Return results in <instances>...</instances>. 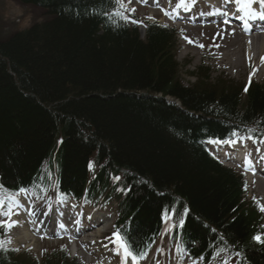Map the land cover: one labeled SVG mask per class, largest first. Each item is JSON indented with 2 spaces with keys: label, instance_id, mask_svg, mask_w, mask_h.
I'll list each match as a JSON object with an SVG mask.
<instances>
[{
  "label": "trees",
  "instance_id": "obj_1",
  "mask_svg": "<svg viewBox=\"0 0 264 264\" xmlns=\"http://www.w3.org/2000/svg\"><path fill=\"white\" fill-rule=\"evenodd\" d=\"M12 1L41 12L0 39V193L33 186L50 195L56 182L58 193L79 195L88 182V198L115 194V226L134 252L169 216L203 260L230 247L235 264H264V243L253 240L264 239L259 207L243 195L242 175L203 143L236 128L264 135V82H211L201 66L185 85L179 30L127 4L125 22L106 15L113 0ZM4 232L0 264H82L65 245L41 260L18 255Z\"/></svg>",
  "mask_w": 264,
  "mask_h": 264
},
{
  "label": "rangeland",
  "instance_id": "obj_2",
  "mask_svg": "<svg viewBox=\"0 0 264 264\" xmlns=\"http://www.w3.org/2000/svg\"><path fill=\"white\" fill-rule=\"evenodd\" d=\"M125 3L133 7L135 12L140 15L148 13L152 17H156L159 20L165 19L164 9L160 7L149 6L145 0H125ZM40 10L29 6L19 5L12 0H0V39L7 37L15 30H20L28 27L34 20L39 18ZM200 14V12H198ZM179 25L178 21L176 22ZM183 34L177 38V61H179V75L180 79L185 83H190L195 80V76L192 73H196L198 68L203 66L208 68L211 76V82L216 81L218 78L224 80H232L233 82L245 84L248 81L264 82V63L254 62L252 55L254 51L249 48L248 60L245 59V55L242 57L239 64L230 66L228 61L231 59L230 55L223 57V53L227 52L224 46H229L234 35H239V29H237L233 22H215L205 23L200 22L184 23L181 27ZM232 31L234 33L232 34ZM256 32L254 35H259ZM187 38V39H186ZM239 41L240 53L244 54V47L242 45L246 41V36L241 35ZM192 41L189 43L188 41ZM199 45H204L203 48ZM215 45H219L216 47ZM250 183V198L257 199L261 207H264V188L259 189L258 184ZM91 206H86V211H89ZM95 209H92L93 212ZM264 212V211H263ZM169 222H171L169 220ZM89 234V233H88ZM12 245L17 246L16 241H10ZM51 242L39 243L38 247L42 245H49ZM19 246V245H18ZM99 243L83 245L80 250L85 257L101 264L107 258L102 257V249ZM36 248L34 252L36 256L40 258L41 252L39 248ZM84 255H81L85 260ZM180 261V256H175ZM174 260V259H172ZM108 264H117L115 260H107Z\"/></svg>",
  "mask_w": 264,
  "mask_h": 264
},
{
  "label": "bare ground",
  "instance_id": "obj_3",
  "mask_svg": "<svg viewBox=\"0 0 264 264\" xmlns=\"http://www.w3.org/2000/svg\"><path fill=\"white\" fill-rule=\"evenodd\" d=\"M220 1V0H216ZM231 5L233 9H240L242 12H249L248 14H252L254 10L264 9V0H250V6L247 8H242L241 5L236 3V0H225L223 4L224 7ZM184 11V10H183ZM214 11V10H213ZM223 18V17H221ZM241 40L239 35H235L232 38V41L229 46H224L227 52L223 53V57L226 58V55H230L231 59L228 61L230 66H235L239 64L242 57L245 55V59L248 60V46L255 50L254 55H252V59L254 62H261L262 57H264V35H261L257 38L251 37L245 44L242 45V49L244 47V54L240 53L239 41ZM264 62V61H263ZM259 189L264 188V183L258 184ZM17 206L23 208L22 212V220H21V231L16 235L17 239H28L30 241H34L36 234H47L50 235L54 233L55 235L66 234L72 230V227H68L64 229L61 225H64L63 222L57 220L55 216H40L31 206L28 205L26 199L19 198L16 201ZM63 217H66L64 214ZM94 221L97 222L101 227L99 229H103L106 226V221L101 217H95ZM26 224L29 225L30 228L26 227ZM121 264H131L130 259L123 258Z\"/></svg>",
  "mask_w": 264,
  "mask_h": 264
},
{
  "label": "snow or ice",
  "instance_id": "obj_4",
  "mask_svg": "<svg viewBox=\"0 0 264 264\" xmlns=\"http://www.w3.org/2000/svg\"><path fill=\"white\" fill-rule=\"evenodd\" d=\"M114 3V7L112 8V11L110 14H106L109 16V18H118L120 20H123L125 22L128 21V17L127 15H125V13L128 11L127 7H126V3L125 0H113ZM236 3L241 5V9L242 8H247L250 6V0H236ZM179 6V5H177ZM240 9H238L239 11ZM134 11V10H132ZM165 15H167V13H165ZM149 19H152L151 17H149ZM113 23H116V20L113 19L112 20ZM133 23H136V21H132ZM225 23H227V21H225ZM164 27H167V25H164ZM187 39V38H186ZM189 43H192V41H188ZM216 47H219V45H215ZM199 47L203 48L204 45H199ZM262 61H264V57L261 58ZM245 91H247V87H245ZM232 135H235V132L232 133ZM249 139H251V137H249ZM209 143H235V141H212L210 140ZM117 179H119L117 177ZM20 192H24L25 189H20ZM261 211H264V207H261ZM3 215H6L9 217L8 220H0V228H4L5 231L7 232V230L11 229L14 225H15V221H11L10 217H11V210H9L6 213H3ZM183 224V221H181V225ZM61 227H63V225H61ZM112 242L115 243L118 248L120 249V253L124 256L125 259H130L132 264H138V260L142 259L143 256H138L133 250L132 247L130 246V244L128 243L127 240L124 239V237H122L120 235L119 232L113 233V238ZM253 240H255L258 243H264V239L261 238V236L256 235L253 237ZM10 243V241H8ZM3 241H0V246L3 245ZM217 255H219V253H217ZM237 255H239V253H237ZM224 264H228V261L225 260Z\"/></svg>",
  "mask_w": 264,
  "mask_h": 264
},
{
  "label": "water",
  "instance_id": "obj_5",
  "mask_svg": "<svg viewBox=\"0 0 264 264\" xmlns=\"http://www.w3.org/2000/svg\"><path fill=\"white\" fill-rule=\"evenodd\" d=\"M140 31H141V32L143 31V28H142V27H140Z\"/></svg>",
  "mask_w": 264,
  "mask_h": 264
}]
</instances>
